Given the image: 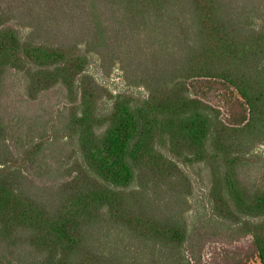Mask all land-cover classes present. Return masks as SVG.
Returning a JSON list of instances; mask_svg holds the SVG:
<instances>
[{
    "label": "trees",
    "instance_id": "obj_1",
    "mask_svg": "<svg viewBox=\"0 0 264 264\" xmlns=\"http://www.w3.org/2000/svg\"><path fill=\"white\" fill-rule=\"evenodd\" d=\"M91 54L148 97L118 94L98 115ZM7 71L32 96L79 91L69 127L82 163L39 187L20 168L32 149L14 159L0 122V264H190L185 244L203 245L187 234L180 165L202 162L215 212L244 219L246 254L264 264V188L236 173L264 144V0H0V86ZM189 81L217 87L227 122Z\"/></svg>",
    "mask_w": 264,
    "mask_h": 264
},
{
    "label": "rangeland",
    "instance_id": "obj_2",
    "mask_svg": "<svg viewBox=\"0 0 264 264\" xmlns=\"http://www.w3.org/2000/svg\"><path fill=\"white\" fill-rule=\"evenodd\" d=\"M26 33L27 30H23L24 36ZM86 73L102 89L97 101L98 115L110 112L112 98L118 94L127 93L138 100L148 97L146 88L134 85L118 63L103 66L95 54L90 55ZM28 83L21 72L4 73L0 86V122L14 159H22L24 153L32 149L20 165L21 171L39 187L55 191L68 174L77 172L82 163L78 138L69 127L73 113L81 112V95L78 90L67 91L59 83L32 96ZM187 87L191 96L218 109L224 122L234 112L217 87L195 81H189ZM35 145L39 146L36 150ZM248 157L250 162L237 166L238 178L250 191L263 189L264 144H255ZM180 168L189 187L184 215L187 234L189 239L194 238L203 245L200 250L192 249L190 242L185 244V255L190 264H260L246 254L251 236L241 231L244 219L233 222L215 212L211 198V165L204 162L181 164Z\"/></svg>",
    "mask_w": 264,
    "mask_h": 264
}]
</instances>
